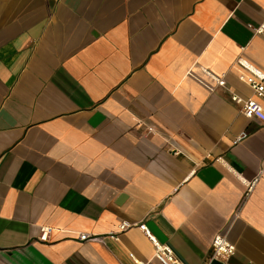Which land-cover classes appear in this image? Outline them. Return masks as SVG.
I'll return each mask as SVG.
<instances>
[{
	"label": "crops",
	"instance_id": "0c3cea01",
	"mask_svg": "<svg viewBox=\"0 0 264 264\" xmlns=\"http://www.w3.org/2000/svg\"><path fill=\"white\" fill-rule=\"evenodd\" d=\"M260 26L264 0H0V264H160L140 223L184 264H264Z\"/></svg>",
	"mask_w": 264,
	"mask_h": 264
},
{
	"label": "built area",
	"instance_id": "2783aa9c",
	"mask_svg": "<svg viewBox=\"0 0 264 264\" xmlns=\"http://www.w3.org/2000/svg\"><path fill=\"white\" fill-rule=\"evenodd\" d=\"M250 29H252L255 34L261 35L264 38V26H260L256 29L250 27ZM237 63L243 70L248 73V76L241 75L239 79L253 90V98L242 101L238 96L230 95V100L234 103L241 100V112L244 118H257L259 121H262L264 123V110L257 102V100L264 101V71L258 70L253 66L251 67L246 62L241 60H239ZM213 81L215 82L217 87H224V81L222 78H214ZM245 137H247V134L241 133L237 139L242 140ZM255 182L256 179L251 183L245 184L247 193H250L252 191L251 189L255 185ZM136 227H138V229L148 240L149 244H151L153 250V259L158 261L160 264H184L178 259V257L168 245L160 243L155 237L150 234L148 228L144 223L137 224ZM118 228L120 233L132 228V226L126 222H121ZM49 234L50 230H48L47 228H40V236L38 238L39 242H46L48 240ZM118 234L110 236V238L112 240H116ZM87 239L89 238L86 237V235L80 236L79 238V240L81 241H85ZM234 251L235 247L223 236H215L211 241V253L209 260H227L233 255Z\"/></svg>",
	"mask_w": 264,
	"mask_h": 264
}]
</instances>
